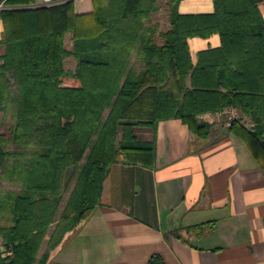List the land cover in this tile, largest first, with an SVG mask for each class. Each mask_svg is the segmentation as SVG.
Masks as SVG:
<instances>
[{
  "label": "trees",
  "instance_id": "trees-1",
  "mask_svg": "<svg viewBox=\"0 0 264 264\" xmlns=\"http://www.w3.org/2000/svg\"><path fill=\"white\" fill-rule=\"evenodd\" d=\"M51 1L0 0V264H48L99 205L113 165H155L161 121L207 139L199 116L235 108L253 126L236 120L228 132L264 149V0H213V13L195 15L170 0L163 33L147 24L158 0ZM213 34L220 47L193 65L188 39Z\"/></svg>",
  "mask_w": 264,
  "mask_h": 264
},
{
  "label": "crops",
  "instance_id": "crops-1",
  "mask_svg": "<svg viewBox=\"0 0 264 264\" xmlns=\"http://www.w3.org/2000/svg\"><path fill=\"white\" fill-rule=\"evenodd\" d=\"M169 1L158 0L147 22L161 23L159 33L169 29ZM77 5L91 8L88 1ZM161 10L166 22L156 19ZM259 10L264 19V2ZM178 11L211 14L214 2L181 0ZM187 42L193 65L200 52L221 45L218 34ZM208 123L211 134L201 139L179 119L159 122L155 165H113L99 205L49 250L48 264H148L153 255L163 264H264V149L230 134L224 115ZM241 123L253 126L246 116Z\"/></svg>",
  "mask_w": 264,
  "mask_h": 264
},
{
  "label": "rangeland",
  "instance_id": "rangeland-1",
  "mask_svg": "<svg viewBox=\"0 0 264 264\" xmlns=\"http://www.w3.org/2000/svg\"><path fill=\"white\" fill-rule=\"evenodd\" d=\"M52 1H47V5H49ZM39 5V4H38ZM0 7H2V5H0ZM3 8V7H2ZM77 8V7H76ZM78 10H79V7H78ZM80 12V11H79ZM156 15V19L161 21V22H166V17H165V13L161 10L159 11ZM158 25L160 26L161 23H158ZM65 47L68 49V50H71L72 49V35L71 34H67L65 36ZM136 60V56H133L132 58V61H135ZM76 60L74 58H68L66 59L65 63H64V68L66 71H73L75 70L76 68ZM4 122H5V119L3 116H0V131L3 130V127H4ZM47 241H45L42 245V253H45L47 251Z\"/></svg>",
  "mask_w": 264,
  "mask_h": 264
},
{
  "label": "built area",
  "instance_id": "built-area-1",
  "mask_svg": "<svg viewBox=\"0 0 264 264\" xmlns=\"http://www.w3.org/2000/svg\"><path fill=\"white\" fill-rule=\"evenodd\" d=\"M222 115L225 116V122L228 126H230V124L233 121H236V120L243 121L244 120V115L235 108H228L221 113H215V114L206 113V114L200 115L199 119L203 122L208 123L213 116L221 117Z\"/></svg>",
  "mask_w": 264,
  "mask_h": 264
},
{
  "label": "water",
  "instance_id": "water-1",
  "mask_svg": "<svg viewBox=\"0 0 264 264\" xmlns=\"http://www.w3.org/2000/svg\"><path fill=\"white\" fill-rule=\"evenodd\" d=\"M2 7H0V9H1Z\"/></svg>",
  "mask_w": 264,
  "mask_h": 264
}]
</instances>
